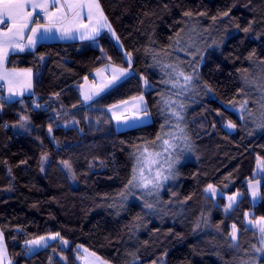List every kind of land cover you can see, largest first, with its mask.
<instances>
[{
  "label": "trees",
  "instance_id": "trees-1",
  "mask_svg": "<svg viewBox=\"0 0 264 264\" xmlns=\"http://www.w3.org/2000/svg\"><path fill=\"white\" fill-rule=\"evenodd\" d=\"M98 1L122 49L104 33L8 62L34 74L31 96L0 97V229L11 264H81L83 250L107 264H264L251 225L264 218V124L243 118L264 71V0ZM107 64L132 75L86 105L81 85ZM139 97L152 122L117 130L109 109Z\"/></svg>",
  "mask_w": 264,
  "mask_h": 264
},
{
  "label": "snow or ice",
  "instance_id": "snow-or-ice-1",
  "mask_svg": "<svg viewBox=\"0 0 264 264\" xmlns=\"http://www.w3.org/2000/svg\"><path fill=\"white\" fill-rule=\"evenodd\" d=\"M50 7L55 10L49 11ZM85 8H87L86 18L88 23L93 25L90 29H88L87 24H84L83 10ZM37 9L43 14L42 19L46 23L42 24L39 19H33V13ZM186 15H190V13H186ZM5 24H7L6 30L0 29V66L6 60L9 49L24 51L25 47H33L36 38L42 33H51L56 30L64 37L73 38L70 36L73 30L85 28L88 29V32L81 34L83 39L92 38V34H98L101 27L108 28L110 32L112 31L98 0H63V2L61 0H0V25ZM29 25L32 26L29 27ZM26 32L30 35L27 36V45H24L20 41L25 39ZM28 71L30 72V70ZM181 75L183 74L181 73ZM0 79H5V76L0 74ZM185 79L188 80L190 77L186 76ZM9 91L12 92L11 87ZM85 99H91V97H85ZM228 126L235 127L232 124ZM49 131H51V128H49ZM164 143L167 144L168 141L165 140ZM133 179H135V176ZM207 190L215 191L211 185ZM255 195L256 192L254 191L253 196L255 197ZM229 199L232 200L233 197H229ZM233 231L235 233V225H233ZM260 231L262 233V243H264V228H261ZM52 238L55 239V237ZM40 239L43 240L44 238L41 237ZM233 239H235L234 234ZM2 240L3 237L0 234V253L3 251ZM32 243H39V241H33ZM64 243H67V241H64ZM257 251H264V249H257Z\"/></svg>",
  "mask_w": 264,
  "mask_h": 264
},
{
  "label": "crops",
  "instance_id": "crops-1",
  "mask_svg": "<svg viewBox=\"0 0 264 264\" xmlns=\"http://www.w3.org/2000/svg\"><path fill=\"white\" fill-rule=\"evenodd\" d=\"M61 2H63V0H61ZM100 7H101V5H100ZM54 10H55L54 8H51V7L49 8V11H54ZM83 11H84V24L88 25L89 23H88V20L86 18L87 8H85ZM103 14H104V12H103ZM42 16H43V14L39 12V9H37L36 12L33 13V19L34 20L39 19L40 23L43 24V23H46V21L42 19ZM104 16H105V14H104ZM107 21H108V19H107ZM101 23H102V21H101ZM108 23L110 24L109 21H108ZM31 26L32 25H29V27H31ZM92 26L93 25H90L89 29ZM6 27H7V24L0 25V29L6 30ZM81 29H85V28H79L78 30H73L71 32L70 36L73 38L64 37L61 35V33L59 31H56V30H53L51 33H42L39 37L36 38V43L33 47H25L24 51H19L18 49H9L7 51L6 60L4 61L3 65L0 66V74H3L5 76V79H0V97H4V98L10 99V100H17V99H21L24 97L31 96L33 94V82H34L33 71L30 70V72H29L28 71L29 69L9 68L8 62H9L11 56L35 52L36 49L38 48V46L40 44H43V43L71 42V41L83 42V41H91V40L93 41V40L97 39V37L100 36L101 34L108 33L110 35V33L114 30L112 26H111V29H112L111 32L108 30V28L101 27L99 29L98 34H95V33L92 34V38H83L82 39L81 34L85 33V32L82 31L79 34V36H77L78 33L81 31ZM28 35H30V33L26 32L25 33V39L20 41L22 44L27 45V36ZM125 72H128L129 74L125 73ZM114 75H117V77H125V76L129 75V76H127V78H128L132 75V72L129 69H123V68H120V67H117V66H114L111 64L105 65L104 67H102L101 69H99L95 72L92 80L86 81L81 85L80 91H81L82 99L85 95L84 93H89V91L92 89L90 84H97L98 81H101V80H107V82L109 83L110 79H111L110 76L113 77ZM119 83H121V82H119ZM83 86H86V89H84ZM10 87L12 88V92L9 91ZM97 89H100V88H97ZM97 89L93 90V92L96 91ZM105 90L107 91L108 89H105ZM105 90H104V92H106ZM104 92H99L98 94L95 95V97L93 99H89L88 100L89 102H87V103L84 102L85 99H83V102L86 105H89L94 100H96L100 95H102ZM139 99H141V98H139ZM133 100H136V99H132V100H129V101L121 103V104H123V105L129 104L130 102L132 103ZM121 104H119V105H121ZM144 104H145V109H146L147 108V102H146L145 98H144ZM117 106L118 105L113 106L109 109V113H110L111 117L113 118V120H114V116H116L115 115L116 113H112V110L113 109L115 110L117 108ZM0 234H2V237H3V240H2L3 251H2V253H0V264H11L9 251H8V248H7V245L5 242L4 234L1 231V229H0ZM82 254L84 255V257L87 258V262H90V264H93V263L94 264H104L101 262L102 260L97 255H95V254L93 255V253H91V252L83 250Z\"/></svg>",
  "mask_w": 264,
  "mask_h": 264
},
{
  "label": "rangeland",
  "instance_id": "rangeland-1",
  "mask_svg": "<svg viewBox=\"0 0 264 264\" xmlns=\"http://www.w3.org/2000/svg\"><path fill=\"white\" fill-rule=\"evenodd\" d=\"M90 25H92V24H88V29H89ZM82 31L85 33L88 32L87 29H81V31L78 33L77 36H79V34ZM110 36L114 40V42L117 44V46L122 49L123 48L122 44H121V42H120V40H119V38H118V36L114 30L110 33ZM127 57H128L129 61H132V58L130 55H128ZM125 73H128V72H125ZM127 76H129V75H127ZM127 76L117 77V75H114L113 77H115V79H113V77L110 76L111 79H110L109 83L107 82V80H101V81H98L97 84H90L92 89L89 91V93H84L85 94L84 97H92L91 99H93L95 97V95L98 94L99 92H104L105 89L109 90V88L110 89L113 88L114 86L119 84V82L126 80ZM254 78H255L254 86H255V92L257 95V102L254 103V106L252 108L254 110L252 112L250 111V108H249L250 105L247 103V109L243 110V118L245 117L244 118L245 120L248 119L250 121H253L258 126H261L264 124V71L258 72L256 75H254ZM83 88L86 89V86H83ZM97 88H100V89H97ZM95 89H97V90L93 92V90H95ZM259 96H260V101L258 100ZM84 97H83V99H85ZM139 98H141V99H139ZM139 98H135L136 100H133L132 103L130 102L129 104L118 105L115 110L114 109L112 110V113H116L115 114L116 116H114V122H115V126H116L117 130L124 131V130L135 128L138 126H143L145 124L152 122L151 113L148 111L147 108H146L147 110L145 109L144 97H139ZM88 100L89 99H85L84 102L87 103V102H89ZM226 128H227V130H229L231 132L234 131V128L229 127L228 125ZM151 165L153 166V169L163 168V167H159L160 166L159 161L154 162ZM263 165H264L263 162H260L259 163V169H261V167H263ZM164 166L166 167L165 164H164ZM261 184H262L261 180L251 181L248 184L249 196L251 198L252 203H254V204L259 202L261 199V193H260ZM212 188L215 191L213 192V191L207 190L208 195L212 196L213 198H217L219 196H222V193L218 188H216L214 186H212ZM254 191L256 192L255 197L253 196ZM229 197H233V199L230 200ZM239 198H240V194H235L232 196H226V199H227L226 210L230 211L233 207H235ZM251 225L254 228H258L259 230H261V228H264V220H262V219L255 220L253 223H251ZM52 237H55V236L43 237L44 238L43 240H41L40 238L37 240H34V241H39V243H32L33 242L32 241L29 244L31 252L32 253L36 252L39 249L44 248L47 245H49L51 242L54 241V239ZM80 261H81V264H90V262H87V258L84 257L83 254L80 257ZM101 262L104 264H107L104 261H101Z\"/></svg>",
  "mask_w": 264,
  "mask_h": 264
}]
</instances>
